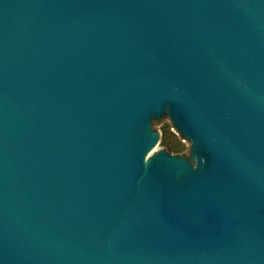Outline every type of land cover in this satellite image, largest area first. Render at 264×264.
<instances>
[{
    "label": "water",
    "instance_id": "1",
    "mask_svg": "<svg viewBox=\"0 0 264 264\" xmlns=\"http://www.w3.org/2000/svg\"><path fill=\"white\" fill-rule=\"evenodd\" d=\"M0 264H264V0H0Z\"/></svg>",
    "mask_w": 264,
    "mask_h": 264
},
{
    "label": "rangeland",
    "instance_id": "2",
    "mask_svg": "<svg viewBox=\"0 0 264 264\" xmlns=\"http://www.w3.org/2000/svg\"><path fill=\"white\" fill-rule=\"evenodd\" d=\"M153 127L160 130L161 137L155 148H166L171 152L187 153L189 150V142L184 138H179L176 131L171 126L167 118L160 121H153Z\"/></svg>",
    "mask_w": 264,
    "mask_h": 264
}]
</instances>
